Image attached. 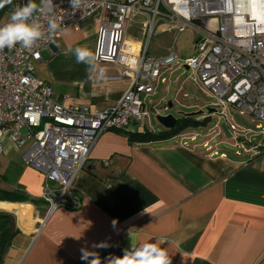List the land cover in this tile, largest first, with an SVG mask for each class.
<instances>
[{
	"label": "crops",
	"instance_id": "0c3cea01",
	"mask_svg": "<svg viewBox=\"0 0 264 264\" xmlns=\"http://www.w3.org/2000/svg\"><path fill=\"white\" fill-rule=\"evenodd\" d=\"M100 15L65 29L36 65V76L64 106L103 110L128 88L129 79L119 77L114 65L98 64L106 69L105 77L89 80L87 65L65 55L69 46L95 52ZM9 16L6 6L0 9L1 23ZM139 20L127 32L121 65H134L139 44H144ZM161 84L146 98L149 115L144 120L132 122L127 130L107 131L95 142L73 183L72 193L81 202L77 209L50 212L42 199L44 174L23 163L21 150L4 144L0 189L23 194L25 201H0V212L12 216L14 231L1 264H89L93 257L81 259L83 251L96 253L101 264H107L109 257L122 256L131 247L130 236L137 243L164 241L161 247L172 264L264 261V155L226 152L223 146H233L229 133L222 125L213 129L212 116L203 134L188 129L166 140L129 139L131 133L164 130L158 122L159 129L150 123L149 109H170L172 101L164 93L152 99ZM181 93L175 101L183 104Z\"/></svg>",
	"mask_w": 264,
	"mask_h": 264
},
{
	"label": "built area",
	"instance_id": "2783aa9c",
	"mask_svg": "<svg viewBox=\"0 0 264 264\" xmlns=\"http://www.w3.org/2000/svg\"><path fill=\"white\" fill-rule=\"evenodd\" d=\"M35 2L41 11L34 18L45 29L53 19L59 29L31 51L20 44L0 51V157L9 142L22 151L26 166L44 174L42 199L50 212L81 205L72 193L73 183L102 134L127 130L132 122L149 115L146 98L154 94L159 82L167 81L166 71L179 66L175 40L188 28L199 37L194 55L184 60L185 68L213 100L210 109L214 111L202 118L212 116L213 129L227 127L236 155H264V5L256 0H82L73 8L71 0H53L51 7L42 0ZM27 3L12 0L6 7L11 14L16 6ZM97 12H101L97 63L114 65L129 85L116 104L103 110L67 107L54 100L52 88L36 76V65L65 29L77 28ZM137 18L148 39L168 32L173 43L164 56L151 59L147 46L139 44L135 64L121 65L118 60L129 40L127 32ZM232 111L253 127L239 123Z\"/></svg>",
	"mask_w": 264,
	"mask_h": 264
},
{
	"label": "clouds",
	"instance_id": "9594fccd",
	"mask_svg": "<svg viewBox=\"0 0 264 264\" xmlns=\"http://www.w3.org/2000/svg\"><path fill=\"white\" fill-rule=\"evenodd\" d=\"M258 4L264 5V0H256ZM12 3V0H0V9ZM51 7L53 0H42ZM82 0H71L73 8H78ZM41 11V6L35 0H28L23 6H16L11 12L8 22L0 25V51L5 48L12 49L20 44L24 49L31 51L37 42L46 35L54 34L59 29V24L49 19L47 28L45 25L34 18V14ZM72 54L78 64L87 65L88 79L99 80L105 77L106 69L99 67L97 63L98 54L87 46H69L65 55ZM115 224V221L113 222ZM131 247L124 249L122 256H111L107 264H172L171 256L165 247H161L164 241L139 242L131 237ZM107 245H101L106 247ZM89 256L93 259L89 264H101V260L96 253L83 251L81 259L88 260Z\"/></svg>",
	"mask_w": 264,
	"mask_h": 264
},
{
	"label": "rangeland",
	"instance_id": "374dc122",
	"mask_svg": "<svg viewBox=\"0 0 264 264\" xmlns=\"http://www.w3.org/2000/svg\"><path fill=\"white\" fill-rule=\"evenodd\" d=\"M198 37V33H196L192 28H188L181 32L175 40V51L180 58L179 66L175 65L171 71L164 73V77L167 79V82L157 87L156 95L152 98L153 100H158L164 93L167 98L166 100L172 101L173 107L166 110L162 108V106L158 105L156 107L157 109L154 111V109L149 106L151 112L150 123L157 129H159V127H157V116L173 114L176 118H179L180 115L177 114L178 111L189 113L203 110L204 113H206L207 110L211 108L210 102L213 100L206 95L200 82L193 78L192 71L186 70L184 65V60L194 55L195 41ZM173 40L174 37L169 36L168 34L156 33L149 39L147 37L144 38L143 43L147 46L148 50L147 58L151 59L167 53V50L172 45ZM180 91L182 93L181 96H179V99H182L183 104L175 101ZM183 93H188L190 95L189 98L183 97ZM216 109L221 110L220 107H217ZM232 114L239 123L253 127V125L249 123L248 119L238 116L234 111H232ZM197 118L198 120H202L201 117ZM222 126L227 129L224 124ZM196 132L203 134L205 129L199 128L196 129ZM223 149L230 154H233L236 150L234 146L227 144L223 146Z\"/></svg>",
	"mask_w": 264,
	"mask_h": 264
},
{
	"label": "trees",
	"instance_id": "16d2710c",
	"mask_svg": "<svg viewBox=\"0 0 264 264\" xmlns=\"http://www.w3.org/2000/svg\"><path fill=\"white\" fill-rule=\"evenodd\" d=\"M210 117L206 116L202 120H198L197 117H183L177 118V122L172 129L160 132L145 131L142 133H131L129 139L133 142H153L159 140H166L176 135L183 133L188 129L207 128L210 125ZM3 200H16L25 201L23 194L10 193L0 189V201ZM14 234L13 231V219L10 214L0 212V264L2 263L3 255L10 243V240Z\"/></svg>",
	"mask_w": 264,
	"mask_h": 264
},
{
	"label": "water",
	"instance_id": "95a60500",
	"mask_svg": "<svg viewBox=\"0 0 264 264\" xmlns=\"http://www.w3.org/2000/svg\"><path fill=\"white\" fill-rule=\"evenodd\" d=\"M169 107L170 108L172 107L171 102H169ZM213 111H214L213 109H208L206 113H212ZM206 113H204L203 110H198V111L189 112V113L178 111L177 114L180 116H183V117H202ZM156 120L159 123V125H161L166 130L172 129L177 122V118L173 114H167L164 116H157Z\"/></svg>",
	"mask_w": 264,
	"mask_h": 264
}]
</instances>
